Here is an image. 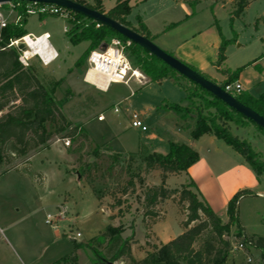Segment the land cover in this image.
I'll return each instance as SVG.
<instances>
[{
    "label": "rangeland",
    "instance_id": "1",
    "mask_svg": "<svg viewBox=\"0 0 264 264\" xmlns=\"http://www.w3.org/2000/svg\"><path fill=\"white\" fill-rule=\"evenodd\" d=\"M79 1L95 5V0ZM101 1L106 10L113 9L118 1H128L132 7L128 21L133 27H137L141 17L159 36L153 41L156 46L182 63L210 66L206 74L196 75L218 86H224L228 80L211 65L217 63L221 41H229L226 61L220 69L230 71L235 77L231 84L238 82L243 92L253 97L264 94V0H251L241 17L233 21L234 4L229 0H214L217 4L213 0ZM27 5L25 0H14L2 4L0 12L9 24H14L19 10ZM71 18L70 14L67 18L27 15L24 29L35 36L51 35L50 44L59 58L46 67L35 58L31 65L48 89L57 86L55 97L62 103L65 117L73 126H81L88 139H80L66 148L58 141L62 135L55 136L47 146L26 158L10 166L0 164V264H57L73 254L76 260L69 258L63 264H93L96 259L93 250L102 254V264L111 263L107 241L102 238L108 225L123 228L122 237L136 241L131 246L132 254L141 260L154 246L182 234L185 221L184 210L176 200L168 199L156 209L159 221L155 228L150 218L142 222L146 188L165 185L179 189L189 183L194 184L193 190L224 223L229 220L227 210L232 198L250 193L243 194L238 202L237 218L242 231L233 226L225 236L230 243L225 264H264L254 248L245 253L231 250L242 233L251 241L264 239V196L261 195L264 173L258 176L241 154L212 134L205 135L199 143L194 141L191 138L196 125L194 117L181 119L174 112L160 108L165 99L189 107L188 93L195 95L192 103L200 107L199 88L179 75L176 82L180 87L171 79L150 82L139 70L145 78L143 84L132 79L128 85L111 84L106 92L85 84L89 71L87 57L78 68L76 63L88 44L70 43L65 28L71 29L68 22ZM125 53L130 60V51L127 49ZM114 108H118V113L113 112ZM129 112L138 114L145 131L132 127ZM209 113L216 114L211 109L205 110L204 116ZM102 114L104 120L99 121ZM230 131L249 143L264 161V132L257 125L231 122ZM170 143L192 146L198 151L199 160L189 171L168 175L163 182L160 170L145 171L143 159L153 154L166 155ZM80 170L84 171L83 176ZM60 206L68 209L65 220L48 225L47 215L54 214ZM69 235L75 236V242ZM76 244L84 246L76 249ZM201 246L199 242L195 249ZM248 258L252 261L248 262Z\"/></svg>",
    "mask_w": 264,
    "mask_h": 264
},
{
    "label": "trees",
    "instance_id": "2",
    "mask_svg": "<svg viewBox=\"0 0 264 264\" xmlns=\"http://www.w3.org/2000/svg\"><path fill=\"white\" fill-rule=\"evenodd\" d=\"M69 1L86 5L105 14L110 19L153 41L151 33L140 18H138L137 28H133L127 22V17L132 12V7L128 1H118L116 6L108 12H105L101 0H95L94 6L87 5L79 0ZM25 4H28V2L25 1ZM248 5V0H237L233 6L231 21L239 18ZM26 7L19 10L22 17L20 23L9 24L6 28L0 29V164L5 166H10L16 160L26 158L40 147L47 146L55 136L62 135L61 140L68 138L72 143L83 138L88 139L81 126H73L65 117L62 111V103L55 97L57 86L48 89L39 79L37 69L32 65L28 68L23 67L19 62L18 51L14 48H8L11 41L27 35L24 29L27 18ZM67 12L73 15L74 18V20L70 19L68 21L71 29L66 33L70 43L74 46L82 43L88 44L86 51L76 63L77 68L82 64L83 59L88 58L91 51L99 49L112 39L117 38L125 43L128 42L126 38L107 25H102L74 11L67 10ZM229 43L224 39L221 41L217 67H220L226 61V48ZM127 49L131 53L129 61L132 67L134 66L136 70L146 75L150 82L161 83L165 79H171L177 84L176 77L179 74L152 55L147 49L132 42L126 47ZM184 64L196 74L200 73L195 67ZM222 74L227 77V84L235 81V77L230 71L222 70ZM188 81L195 84L191 80ZM195 85L202 94L199 97L197 96L202 102V109L201 106L197 107L196 104L192 103V99L195 97L192 93L186 94V100L191 103L189 107L163 102L160 108L174 112L181 119L194 117L196 125L191 132V138L194 141L205 135H214L241 154L256 174L261 176L264 173V161L261 160L259 154L252 149L249 143L233 136L230 131L231 122L236 124L253 122L245 119L225 102L214 97L199 85ZM220 87L223 89L224 86ZM231 95L240 105L264 117V94L253 97L242 91L239 94ZM211 109H214L216 114L211 115L209 113V115L204 116V111ZM192 111L197 113L194 114ZM257 126L264 132L261 126ZM198 160L199 153L192 146L184 143H170V149L166 155L153 154L145 157L143 162L146 165L145 171L147 173L155 169L160 170L164 182L168 175H179L187 172ZM79 173L83 176L84 171L80 170ZM194 187L193 183H189L188 185H182L179 189H169L165 185L146 188L142 222H146L150 218L153 224H156L159 221V214L156 212L158 206L165 200L173 199L184 210V231L168 243L154 246L145 258L137 260L133 257L131 248L132 243L136 241H133L132 237L124 239L122 237L123 228L108 225L102 234V238L107 241V255L110 257L111 263L225 264L230 248V243L225 240V236L229 235L233 226L242 231L237 218L238 202L243 194L248 195L250 193L245 192L232 198L227 210L229 220L224 223L200 197L199 193L193 190ZM241 235L243 236V233ZM199 242L202 246L199 250H196L195 246ZM83 246L76 244V249H81ZM253 248L260 253V258L264 261V239L259 238L253 241ZM93 254L96 258L93 264H102V254L96 250H93ZM69 258L76 260V256L73 254L71 257L66 256L56 263L63 264Z\"/></svg>",
    "mask_w": 264,
    "mask_h": 264
},
{
    "label": "built area",
    "instance_id": "3",
    "mask_svg": "<svg viewBox=\"0 0 264 264\" xmlns=\"http://www.w3.org/2000/svg\"><path fill=\"white\" fill-rule=\"evenodd\" d=\"M2 4H0L1 7ZM27 15H55L63 18L68 17V12L64 8H60L53 4H38L28 2L26 7ZM22 17L20 15L14 21V24L20 23ZM74 20V18H71ZM9 25L7 18L3 13L0 12V29H4ZM70 30L69 27L65 28V33ZM51 35L49 33H43L40 36H35L33 34H27L26 36L11 41L8 48H14L18 51L20 64L28 68L31 66V61L37 58L43 66H49L54 61L59 58V54L54 50L50 44ZM131 42H123L120 39H112L109 43L92 51L88 58L87 63L89 66V72H93L95 76L98 77L103 83H105L107 89L111 84H124L128 85L130 80L134 79L139 84H143L145 80L144 76L136 69L132 68L129 59L126 56V47L130 45ZM34 48L43 49L41 51H34ZM40 52V53H39ZM87 73V74H88ZM94 86V85H93ZM99 88L98 86H94ZM106 89V90H107ZM103 91L102 89H98ZM223 90L228 94L241 93L243 91L242 86L239 83L225 84ZM114 113H118V108H114ZM99 121L104 120V114L98 117ZM131 124L134 128H140L142 131L146 130L137 113H131ZM63 142V145L68 148L71 146L72 142L70 139L66 138L63 140H58ZM68 214V209L65 206L58 207L54 214H49L46 217V223L48 225L54 226L58 221L65 220ZM80 234H76L79 237ZM69 238L74 239L75 236L69 235ZM253 248V241L248 240L245 236H241V239L233 244L231 248L232 252L245 253L247 249ZM248 262L252 259L248 258Z\"/></svg>",
    "mask_w": 264,
    "mask_h": 264
},
{
    "label": "water",
    "instance_id": "4",
    "mask_svg": "<svg viewBox=\"0 0 264 264\" xmlns=\"http://www.w3.org/2000/svg\"><path fill=\"white\" fill-rule=\"evenodd\" d=\"M14 0H0V4L8 3ZM31 3L38 4H53L60 6L66 10L74 11L80 14H83L94 21L101 23L102 25H107L119 33L121 36L126 38L129 42L138 44L145 49H147L152 55L157 57L171 69L176 71L179 75L187 78L188 80L193 81L195 84L199 85L201 88L205 89L211 93L214 97L220 99L229 105L234 111L241 114L245 119L252 121L253 123L261 126L264 129V117L258 113L240 105L238 101L231 95L225 92L222 87L215 85L209 81L200 79L194 71H192L187 65L176 59L174 56L163 51L158 46L154 44L153 41L145 38L144 36L138 34L134 30L122 25L121 23L110 19L107 15L102 14L96 10H93L86 5H82L77 2L69 0H25ZM78 181L81 177L79 174ZM112 264V263H108Z\"/></svg>",
    "mask_w": 264,
    "mask_h": 264
},
{
    "label": "crops",
    "instance_id": "5",
    "mask_svg": "<svg viewBox=\"0 0 264 264\" xmlns=\"http://www.w3.org/2000/svg\"><path fill=\"white\" fill-rule=\"evenodd\" d=\"M199 0H197L195 3H197ZM230 2H233L232 4H235L234 2H237V1H235V0H229ZM249 1V5H250V3H251V0H248ZM213 2H214V4H217L216 3V1H214L213 0ZM225 5V4H224ZM248 5V6H249ZM234 6V5H233ZM104 8V7H103ZM248 8V7H247ZM234 9V8H233ZM104 10H105V12H108L109 10H106L105 8H104ZM233 11V10H232ZM232 11H231V13H232ZM245 11V10H244ZM244 13V12H243ZM129 17V16H128ZM128 17H127V22L131 25V23L128 21ZM241 17V16H240ZM140 18V20L142 21V19H141V17H139ZM142 23L147 27V29L149 30V32L151 33V35H152V37H153V41H154V39H159V36L157 35V34H154L153 32H152V30H151V27H150V25L149 24H147V23H144L143 21H142ZM132 26V25H131ZM133 27V26H132ZM137 27H138V25H137ZM137 27H133V28H137ZM220 47V46H219ZM218 50H219V48H218ZM173 53H175L174 55H176L177 56V53L176 52H173ZM180 58H182V60H185L187 63L189 62L188 60H186L183 56H181L180 55ZM189 64L191 65V66H193V67H195L196 69H198L201 73H207L208 72V70H209V68H210V66L208 67L207 65H204V64H202V63H193V64H191L190 62H189ZM211 66H213V67H217L216 66V64L215 65H211ZM221 67V66H220ZM220 67H217V70L222 74V70L220 69ZM223 75V74H222ZM223 76H225V75H223ZM225 80H228L227 79V77L225 76ZM224 80V81H225ZM237 82V81H236ZM84 83L85 84H88V85H90V86H93V84H91V83H89L88 81H86V78H85V80H84ZM238 83V82H237ZM225 84H227V83H225ZM225 84H223V85H225ZM241 85V84H240ZM94 87V86H93ZM110 87V86H109ZM109 87H108V89H109ZM243 88V87H242ZM97 89V88H96ZM107 89V90H108ZM98 90V89H97ZM106 90V91H107ZM100 91V90H99ZM106 91H102V92H106ZM164 102H168V103H171L169 100H167V99H165L164 100ZM162 105V104H161ZM131 113H133V112H129V117L131 116ZM178 116V115H177ZM76 124L78 123V124H82V123H79V122H75ZM85 128V127H84ZM207 136V135H206ZM210 136V135H209ZM205 136H203V137H201L199 140H197L198 141V143L199 142H201V140L204 138ZM214 138H216V137H214ZM192 145V144H191ZM193 146H195V145H193ZM191 168V167H190ZM189 168V169H190ZM189 171V170H188ZM262 196H264V194H261ZM161 221V220H160ZM158 223V222H157ZM156 225L157 224H154L153 225V228H155L156 227ZM152 228V229H153ZM71 239V238H70ZM171 240H173V239H169V241H171ZM72 242H75V240H71ZM168 243V242H167Z\"/></svg>",
    "mask_w": 264,
    "mask_h": 264
},
{
    "label": "bare ground",
    "instance_id": "6",
    "mask_svg": "<svg viewBox=\"0 0 264 264\" xmlns=\"http://www.w3.org/2000/svg\"><path fill=\"white\" fill-rule=\"evenodd\" d=\"M41 50H43V49L34 48V51H36V53L38 51H41ZM86 81L93 84L94 86H98L99 87L98 89H102L103 91H106V89H107L105 83H103L100 79H98V77L95 76L93 72H89L86 75Z\"/></svg>",
    "mask_w": 264,
    "mask_h": 264
}]
</instances>
